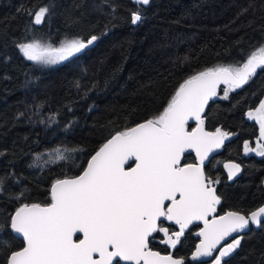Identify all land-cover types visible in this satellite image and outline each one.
<instances>
[{
  "label": "trees",
  "instance_id": "trees-1",
  "mask_svg": "<svg viewBox=\"0 0 264 264\" xmlns=\"http://www.w3.org/2000/svg\"><path fill=\"white\" fill-rule=\"evenodd\" d=\"M48 3L0 0V177L5 178L0 223L7 222L19 203H50L55 179L65 172L79 174L115 127L123 130L157 115L184 79L218 63L246 59L264 43V0H151L146 8L130 0H55L50 18L34 27L28 10L38 11ZM138 8L143 19L133 25L131 14ZM92 34L100 38L84 54L47 71L25 60L16 46L34 37L58 44L66 36ZM224 87L202 118L206 131L220 128L229 137L204 171L219 179L214 184L221 196L217 215L248 213L264 203V157L244 153L245 141L254 146L258 138L256 123L247 113L264 94V68L227 99L221 98ZM88 89V97L81 99ZM61 145L83 151L43 170L29 167L36 154ZM194 161L193 154H184L183 164ZM227 161L242 167L240 177L230 184L222 168ZM21 192L22 201L11 199ZM198 229L187 231L176 248L162 242L163 233H153L149 248L189 264ZM242 236L228 264H264V226ZM4 241L13 248L22 244L6 228L0 235V260L11 250Z\"/></svg>",
  "mask_w": 264,
  "mask_h": 264
},
{
  "label": "snow or ice",
  "instance_id": "snow-or-ice-1",
  "mask_svg": "<svg viewBox=\"0 0 264 264\" xmlns=\"http://www.w3.org/2000/svg\"><path fill=\"white\" fill-rule=\"evenodd\" d=\"M149 2L134 0L137 5ZM54 7L55 0H49L38 11L28 10L33 17L31 23L46 22ZM142 19L139 8L131 14L133 25ZM99 38L96 34L66 36L59 44H53L43 37H34L16 46L35 66L50 67L84 54ZM262 68L264 43L255 46L246 59L218 63L184 79L163 110L152 118L135 126L125 125L123 130L115 127L79 174L65 172L63 178L54 180L50 203H19L7 222L0 223V235L10 228L13 237L22 241L18 248L3 242L11 250L0 264H185L183 258L152 251L149 237L163 233L162 242L176 248L194 221H201L203 227L196 233L200 239L191 260L199 264H228L227 258L241 246V234L250 225L264 226V206L248 213L234 210L214 215L221 203L214 187L219 179L205 174V160L224 144L229 133L220 128L205 131L201 114L217 96L220 85L225 86L221 98L227 99L229 92L248 83ZM75 87L80 89L78 81ZM92 89L85 91L81 99H86ZM68 111H72L70 106ZM247 116L259 124L260 135L255 148L245 141L244 151L264 157V100ZM50 119L55 120V116ZM189 120L196 121L191 131L186 130ZM188 149L195 151L198 162L181 166V156ZM82 151L79 147L57 146L36 154L29 167L43 170L72 160V153ZM130 160L135 166L126 168ZM224 167L229 180L240 172L235 163ZM4 184L5 178L0 177V193ZM11 199L20 202L24 193ZM161 218L178 225L179 231L170 234L169 228L158 223ZM77 234L83 238L74 240ZM229 237L231 242L222 245Z\"/></svg>",
  "mask_w": 264,
  "mask_h": 264
},
{
  "label": "water",
  "instance_id": "water-1",
  "mask_svg": "<svg viewBox=\"0 0 264 264\" xmlns=\"http://www.w3.org/2000/svg\"><path fill=\"white\" fill-rule=\"evenodd\" d=\"M130 1H131L132 4H135V3H134V0H130ZM150 2H151V0H150ZM150 2H149V4H150ZM149 4H148V5H149ZM148 5H140V6L143 7V8H146V7H148ZM32 19H33V18H32ZM32 24H33V23H32ZM42 25H43V23H42L41 25H34V24H33V26L36 27V28H40ZM220 86H224V85H220ZM220 86L218 87L217 92H218ZM215 98H216V97H214V98H213L212 100H210V101H213ZM261 100H264V94H263ZM210 101H209V102H210ZM206 107H207V105L205 106V110H206ZM204 114H205V111H204V113L201 114L202 117L204 116ZM255 122H256V120H255ZM188 125H194V126H193V128H194V127H196V121H195V120H189ZM256 125H257V134H258V138H259V135H260L259 124L256 122ZM186 130H187V131H191L192 129L188 130V129H187V126H186ZM205 131H206V130H205ZM104 143H105V142H104ZM101 146H102V145H101ZM101 146H100V147H101ZM222 146H223V145H222ZM222 146H221L219 149H215L213 152L209 153V157H208V159L205 160V165L209 162V160H210L213 156L217 155V154L220 152ZM98 149H99V148H98ZM98 149H97V150H98ZM94 153H95V152H94ZM94 153H93V154H94ZM186 153L193 154V156H194V158H195V163L198 162V161H197V157H196V153H195V151H193L192 149H188V150L185 151L184 154H186ZM93 154H92V155H93ZM184 154H182V156H181V161H180L181 166H183L182 162H183V156H184ZM89 159H90V158H89ZM195 163H192V164H195ZM232 163H235V162L227 161V162H224L223 165H222L223 171H224V173H225V175H226V178H227V182H228L229 184L232 183L233 181H235L238 177H240V175H241V173H242V167L238 164V165L240 166V172L237 173V175L234 176L231 180H229V179H228V170L224 167V165H225V164H232ZM235 164H237V163H235ZM86 166H87V163H86ZM86 166H85V167H86ZM129 166H131V167H134V166H135V162H134V160H130V161L125 165L126 168H128ZM165 203L167 204V203H169V202L166 201ZM219 205H220V204H219ZM219 205H217V207H218ZM261 206H264V203H263ZM261 206H260V207H261ZM255 210H256V209H255ZM214 215H217V210H216V213H215ZM221 215H223V214H221ZM217 216H219V215H217ZM210 218H211V217H210ZM162 220H164L167 224H170V225L175 226V227L178 229V231H179V226H178V225H175V224H173L172 222L167 221V220L164 219V218H161L160 221H162ZM160 221H159V222H160ZM193 225H199V229H198V230L195 232V234H194V237L198 239V242L196 243V244H198L200 238L196 235V233H197V232L203 227V223H202L201 221H194L192 224H190V225L188 226V228L185 230V232H186L190 227H192ZM250 228L258 229L259 227H256V226H254V225H250L249 228H248L247 230H245L241 235H243V234H245L246 232H248V230H249ZM235 235H236V234H233V236H235ZM77 237H78V238H81V239L83 238V237H82V234H77L76 236L73 237L74 240H76ZM231 239H232V237L226 238V241H222L221 244L223 245V244H225V243H227V242H231ZM20 240H21V239H20ZM218 247H219V246H218ZM194 250H195V248H194ZM194 250H193V251H194ZM193 251H192V252H193ZM156 252H157V251H156ZM160 254H161V253H160ZM161 255H169V254H161ZM173 258H174V257H173ZM188 262H189V264H199V262H197V261H192V260H191V254H190V256L188 257ZM120 263H121V264H124V262H120Z\"/></svg>",
  "mask_w": 264,
  "mask_h": 264
},
{
  "label": "flooded vegetation",
  "instance_id": "flooded-vegetation-1",
  "mask_svg": "<svg viewBox=\"0 0 264 264\" xmlns=\"http://www.w3.org/2000/svg\"><path fill=\"white\" fill-rule=\"evenodd\" d=\"M259 106V105H258ZM257 106V107H258ZM251 111H254V110H251ZM249 112V111H248ZM247 118H248V116H247ZM251 120H253L254 122H255V119H251ZM256 123V122H255ZM257 126V125H256ZM257 142H258V138L256 139V142H255V144H254V146H250V147H252V148H255V146H256V144H257ZM245 153V152H244ZM249 153H253V154H256L255 152H249ZM193 163H195V161L193 162ZM182 164H183V162H182ZM190 164V163H189ZM192 164V163H191ZM238 164V163H237ZM183 165H186V164H183ZM158 223H161V226H163V227H169V226H171V227H173L176 231H178V229L175 227V226H173V225H170V224H167L164 220H162V221H160V222H158ZM194 226H199V225H193L192 227H190L187 231H189L190 229H192ZM186 231V232H187ZM197 231V230H196ZM195 231V232H196ZM185 232V233H186ZM195 232H194V234H195ZM171 234V233H170ZM153 235V234H152ZM149 239H150V237H149Z\"/></svg>",
  "mask_w": 264,
  "mask_h": 264
},
{
  "label": "rangeland",
  "instance_id": "rangeland-1",
  "mask_svg": "<svg viewBox=\"0 0 264 264\" xmlns=\"http://www.w3.org/2000/svg\"><path fill=\"white\" fill-rule=\"evenodd\" d=\"M59 44V43H58ZM24 58V57H23ZM25 59V58H24ZM26 60V59H25ZM28 61V60H27ZM30 63H32L31 61H29ZM33 64V63H32ZM34 65V64H33ZM61 65V64H60ZM59 65H54V66H50V67H40L43 71H47V70H50L52 68H55ZM39 67V66H38ZM256 147V146H255Z\"/></svg>",
  "mask_w": 264,
  "mask_h": 264
}]
</instances>
